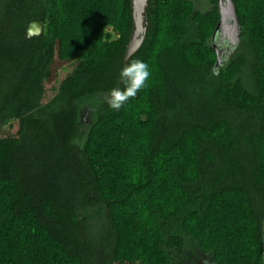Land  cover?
Segmentation results:
<instances>
[{"label": "trees", "instance_id": "1", "mask_svg": "<svg viewBox=\"0 0 264 264\" xmlns=\"http://www.w3.org/2000/svg\"><path fill=\"white\" fill-rule=\"evenodd\" d=\"M195 1L148 0L126 62L132 0H0V127L18 123L0 137V264H264V0H233L221 67L218 0ZM135 60L151 77L113 111Z\"/></svg>", "mask_w": 264, "mask_h": 264}, {"label": "water", "instance_id": "2", "mask_svg": "<svg viewBox=\"0 0 264 264\" xmlns=\"http://www.w3.org/2000/svg\"><path fill=\"white\" fill-rule=\"evenodd\" d=\"M147 8L148 0H132V18L134 27L125 55L126 62L136 54L144 44L147 35ZM218 8L220 20L214 32L213 41L217 38L216 36L219 35L217 40L219 42L214 43V49L217 54V66L221 67L222 58L219 46L223 47L221 49L223 51H225L226 48H230L229 51H232L240 42L241 27L233 0H218ZM44 26L45 22L43 19L31 22L27 27V37L33 38L42 35L44 32ZM218 44L220 45L218 46Z\"/></svg>", "mask_w": 264, "mask_h": 264}, {"label": "clouds", "instance_id": "3", "mask_svg": "<svg viewBox=\"0 0 264 264\" xmlns=\"http://www.w3.org/2000/svg\"><path fill=\"white\" fill-rule=\"evenodd\" d=\"M151 77L147 63L135 60L123 67L119 72L123 88L114 87L106 100L107 106L113 111H119L130 98H134L146 86Z\"/></svg>", "mask_w": 264, "mask_h": 264}, {"label": "rangeland", "instance_id": "4", "mask_svg": "<svg viewBox=\"0 0 264 264\" xmlns=\"http://www.w3.org/2000/svg\"><path fill=\"white\" fill-rule=\"evenodd\" d=\"M197 3V6L202 9L203 11L208 9L207 2L206 0H202L201 4L199 5L198 0L195 1ZM109 32H111L114 36H116V33L110 28L108 29ZM230 48L225 49V55L230 53L229 51ZM229 51V52H228ZM223 64V63H222ZM76 64L74 63H68V64H60V69L58 71V76L57 79L49 84L46 85V97L44 102L49 101L54 95H56L61 83L64 81V79L72 73L74 67ZM95 102L92 101L91 104L85 105L84 113H83V129L84 131L87 130L89 123L92 120V112H93V106ZM18 132V123H11L9 125H6L4 127H0V137H5V136H15Z\"/></svg>", "mask_w": 264, "mask_h": 264}, {"label": "flooded vegetation", "instance_id": "5", "mask_svg": "<svg viewBox=\"0 0 264 264\" xmlns=\"http://www.w3.org/2000/svg\"><path fill=\"white\" fill-rule=\"evenodd\" d=\"M219 37H217V39H218ZM227 44V43H226ZM220 50V53H221V56L224 58V56H225V51H223V50H221V49H219ZM228 55V54H227ZM221 57V58H222ZM222 63H223V61H222Z\"/></svg>", "mask_w": 264, "mask_h": 264}, {"label": "bare ground", "instance_id": "6", "mask_svg": "<svg viewBox=\"0 0 264 264\" xmlns=\"http://www.w3.org/2000/svg\"><path fill=\"white\" fill-rule=\"evenodd\" d=\"M223 37V36H222Z\"/></svg>", "mask_w": 264, "mask_h": 264}]
</instances>
